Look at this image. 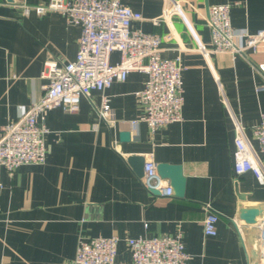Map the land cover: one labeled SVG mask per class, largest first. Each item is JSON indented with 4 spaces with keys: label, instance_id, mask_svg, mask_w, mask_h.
<instances>
[{
    "label": "crops",
    "instance_id": "obj_1",
    "mask_svg": "<svg viewBox=\"0 0 264 264\" xmlns=\"http://www.w3.org/2000/svg\"><path fill=\"white\" fill-rule=\"evenodd\" d=\"M44 1L0 0V133L40 99L45 62L75 58L79 26L58 11L24 13V3ZM122 2L142 15L134 28L169 31L165 23H152L163 0ZM205 2L231 4L235 28L249 33L264 29V0H186L181 14L172 18L176 40L164 43L161 52L181 56L182 119L153 134L144 122L130 125L141 113L134 93L147 78L139 71L105 90L116 117L111 128L97 118L85 96L75 112L49 109L45 162L23 164L12 172L0 165V264H73L79 238L112 235L119 237L117 259L129 261L126 238L177 232L190 264H249L232 220L241 204L264 202V181L251 171L236 175L233 151L238 123L259 154L252 130L264 111V90H257L264 76L255 67L264 62V43L246 58L218 53L204 59L193 48L210 42ZM119 57L113 51L110 63ZM91 96L99 104L101 92ZM123 131L130 132L129 140L120 139ZM131 156L181 164L184 195L164 196L145 188L143 176L128 161ZM261 161L264 172L263 156ZM235 181L246 201L238 199ZM205 205L220 214L214 236L203 232Z\"/></svg>",
    "mask_w": 264,
    "mask_h": 264
},
{
    "label": "built area",
    "instance_id": "obj_2",
    "mask_svg": "<svg viewBox=\"0 0 264 264\" xmlns=\"http://www.w3.org/2000/svg\"><path fill=\"white\" fill-rule=\"evenodd\" d=\"M186 0H163L161 14L152 19L154 25L165 23L169 31L165 34L145 32L134 28L133 22L142 20L140 12L133 10L122 0H45L36 5L23 4L25 14L35 10L38 14L58 11L69 24L80 27L81 34L75 58L61 62L47 60L41 73L45 80L41 84L42 94L38 101L18 119L9 120L0 133V165L8 172L23 164L45 162L47 148L45 136L49 132L46 112L62 108L66 112L78 109L81 97H87L97 118L109 128L116 122L110 98L105 93L113 82H124L132 71L147 75L144 86L135 91L141 108L137 118L130 120L131 127L144 122L151 134L158 128L182 119L183 82L181 56L161 55L163 44L176 40L172 25L173 16L181 14ZM231 4H212L208 8L205 23L210 34L208 44L197 42L194 50L209 60L211 55L226 53L247 57L264 43V29L249 33L235 28L230 20ZM183 49V48H181ZM180 49V50H181ZM119 52V61L110 63V54ZM264 76V62L255 65ZM217 81L218 77L216 78ZM219 83V82H218ZM221 88V84L219 83ZM264 90V83L257 87ZM101 92L99 104L91 96ZM258 143L259 154L251 146L244 127L235 124L233 170L236 175L251 171L256 179L264 181L261 156L264 157V111L252 130ZM143 185L147 189H159L164 196L172 194L171 186L157 172L152 156L144 162ZM202 221L205 235L217 233L220 214L205 205ZM146 226V223L144 224ZM257 227L259 233L260 264H264V220ZM130 260L117 259L119 237L79 238L73 264H190L181 232L125 239Z\"/></svg>",
    "mask_w": 264,
    "mask_h": 264
},
{
    "label": "water",
    "instance_id": "obj_3",
    "mask_svg": "<svg viewBox=\"0 0 264 264\" xmlns=\"http://www.w3.org/2000/svg\"><path fill=\"white\" fill-rule=\"evenodd\" d=\"M12 1V0H7ZM206 13L208 17V4L205 2ZM130 132H120V139L122 141L129 140ZM129 163L133 165L137 173L143 176L144 160L139 156H131L128 158ZM157 172L161 178L169 180L172 194L182 197L184 195L186 177L183 173V167L181 164H157ZM238 182L235 181V193L239 200L246 201L247 195L241 193L238 189ZM154 194H160L159 189H150ZM264 220V202H257L252 204H241L237 213L233 218V223L236 231L240 237V240L247 252L249 264H260L259 256V233L260 230L257 225Z\"/></svg>",
    "mask_w": 264,
    "mask_h": 264
}]
</instances>
